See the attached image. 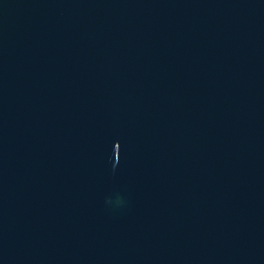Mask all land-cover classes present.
<instances>
[{
  "label": "water",
  "instance_id": "95a60500",
  "mask_svg": "<svg viewBox=\"0 0 264 264\" xmlns=\"http://www.w3.org/2000/svg\"><path fill=\"white\" fill-rule=\"evenodd\" d=\"M0 264H264V0H0Z\"/></svg>",
  "mask_w": 264,
  "mask_h": 264
}]
</instances>
